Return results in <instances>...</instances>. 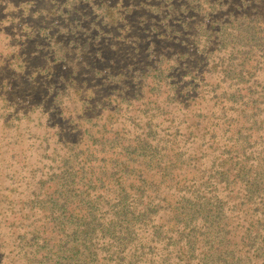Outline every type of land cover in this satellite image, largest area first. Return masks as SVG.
I'll use <instances>...</instances> for the list:
<instances>
[{"label": "trees", "instance_id": "16d2710c", "mask_svg": "<svg viewBox=\"0 0 264 264\" xmlns=\"http://www.w3.org/2000/svg\"><path fill=\"white\" fill-rule=\"evenodd\" d=\"M165 2L154 7L156 24L140 30H150L143 40L140 33L129 52L113 53L126 61L110 60L98 80L113 112L138 104L143 115L152 103L159 109L164 95L171 115L183 111V135L200 133L207 146L186 153L155 142V113L143 123L136 114L137 131L114 129L107 137L113 116L97 131L85 127L101 102L87 99L88 108L58 128L57 142L70 152L52 166L51 190L40 180L22 207L28 223L14 248L24 264H264V0H204L207 9L202 0ZM163 8L170 10L164 18ZM85 9L93 22L101 17L94 31L81 23ZM57 12L59 21L66 16L58 29L73 33L76 57L89 51L93 32L104 40L102 26L121 14L104 0H59L51 15ZM50 38L43 57H62L63 43ZM54 86L48 81L47 96ZM82 143H89L85 156ZM95 146L100 164L86 165ZM206 158L188 178L190 163Z\"/></svg>", "mask_w": 264, "mask_h": 264}, {"label": "rangeland", "instance_id": "374dc122", "mask_svg": "<svg viewBox=\"0 0 264 264\" xmlns=\"http://www.w3.org/2000/svg\"><path fill=\"white\" fill-rule=\"evenodd\" d=\"M104 1L111 5L115 12L121 14H117L113 26H102L105 33H100V37H105L104 40L96 39L93 32L91 35L94 41L89 51L76 57L75 45L71 42L74 39L73 33L68 32L64 35L58 29V25L66 24L64 22L66 16L61 17L59 21L57 20L61 15L59 12L51 15L59 0H0V245H2L0 253H3L0 255L1 264H24L18 249L14 248L18 243V235L24 232L23 225L28 223L22 220V217L27 215V209L22 207L31 193L38 191L40 180L45 182L43 183L45 191L51 190L52 181L48 180L51 168L59 163V155L70 152L67 147L57 142L58 131L66 129L60 125L70 121L76 111L88 108L89 105L85 103L87 99L89 102L94 100L101 102L96 113L90 109L86 114V118L90 117L92 120L84 122L85 127L93 126L97 131L98 126L103 125L108 115L113 116L112 121L106 124L107 137L110 135L108 132L114 129L137 131L138 128L133 121V118L137 117L136 114L140 115L137 121L142 118L140 123H143L147 115L155 113L154 123L158 135L155 142L168 141L167 148L172 146L173 149L185 150L186 153L188 150H194L199 144L202 148L208 144V137H203L200 133L191 138L183 135L186 125L178 124V118L184 117L183 111L171 115L168 112L170 106L163 102L164 95L159 97V102L156 103L159 109H153L152 103L146 114L139 113L141 109L137 108L138 104H121L119 111L113 112L114 103L111 106L107 103L108 93H105L107 87L103 86L104 82L98 80L97 70L105 71L104 65L110 63V60L126 61L121 56L116 57L114 52L118 53L120 50V54L129 52L132 38L138 37L141 33L140 37L143 40L144 36L149 34V29L145 31L146 34L140 30L147 28L149 24H156L152 20L158 17L154 7H158L157 5L163 1H168L165 2L166 6L175 4L176 0ZM202 4L207 9L204 0ZM129 7L130 9L125 12L124 9ZM162 10L164 13L161 17L164 18L170 10L164 8ZM88 12V9L84 10L86 16L81 19V23L87 30L94 31L95 26L100 25L101 17L93 22V16H88ZM171 12L173 13V10ZM139 21L144 23L143 27ZM51 36L56 42L63 43L65 52L60 54L62 57H43V54L48 52L47 46ZM185 60L188 64L193 62L188 56ZM80 74H83V78H80ZM92 78L96 80L93 82ZM48 81H52L55 86L47 96L45 92ZM84 81L88 83H79ZM59 92L62 97H57L56 100L54 96ZM204 94L202 91L200 97L197 95L198 103L203 101ZM40 97H44L46 101L37 104L39 106L35 108L34 103ZM153 99L155 98H151V101ZM203 105L210 106L211 103L206 100ZM49 109L52 111L56 109L58 118H54V113ZM184 113L186 114V111ZM202 113H207V110H202ZM221 133V130L216 133V141L222 142L223 137H227ZM259 134L262 132L257 130L253 136ZM87 144L89 143L81 144L84 156L88 152ZM90 150L95 156L86 165H99L102 153L97 151V146ZM252 150L255 148L250 151ZM196 154L198 156L200 153ZM253 155L256 156V153ZM207 159L210 160L206 158L191 162V165L196 166L190 169L191 174L188 178L192 177V172ZM196 182L197 178L193 183Z\"/></svg>", "mask_w": 264, "mask_h": 264}]
</instances>
